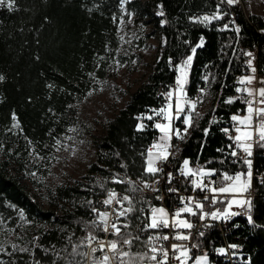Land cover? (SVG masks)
Masks as SVG:
<instances>
[{"label":"trees","instance_id":"1","mask_svg":"<svg viewBox=\"0 0 264 264\" xmlns=\"http://www.w3.org/2000/svg\"><path fill=\"white\" fill-rule=\"evenodd\" d=\"M218 4L220 0H129L122 7L121 0H16V11L0 7V75L5 77L0 82V236L13 235L20 244L8 243L0 249V264H85L89 234L103 236L92 225V208L110 188L123 189L132 198L137 211L127 216L129 227L123 234L140 237L133 239L130 253L145 252L151 230L140 229L148 218L143 213L148 201L141 191L128 190L139 188L135 183L112 184L109 178L150 176L145 173V157L159 130L155 118L137 117L165 106L162 92L174 88L177 66L190 55L186 98L191 100L201 89L205 95L209 87L216 101L202 112L201 98L200 111L191 115L192 126L170 162L179 166L188 159L191 165L216 170L215 178L225 171L245 172L243 160L230 155L223 129L233 128L231 117L240 109L246 112L235 99V84L243 71L242 47H259V69L264 70V33L258 31L263 16L245 15L242 5L224 3L220 4L227 10L223 19L207 25L189 19L211 16ZM158 5H163L165 16L156 14ZM232 10L238 12V27L220 30ZM131 14L138 27L153 24L149 36L160 33L166 43L124 107L91 132L94 160L73 182L46 187L44 205L26 182L47 179L57 156V141L77 124L81 103L109 75L112 60L124 44L121 21ZM201 38L204 44L197 47ZM229 98L235 102L226 103ZM13 112L19 128H13ZM140 123L145 125L143 130L137 128ZM253 156L256 171H264V149L255 146ZM252 187L254 224L241 216L245 220L238 218L228 235L212 228L207 237L209 246L239 237L243 257L235 264H264V182L256 177ZM208 261L231 264L224 257L210 256Z\"/></svg>","mask_w":264,"mask_h":264},{"label":"snow or ice","instance_id":"2","mask_svg":"<svg viewBox=\"0 0 264 264\" xmlns=\"http://www.w3.org/2000/svg\"><path fill=\"white\" fill-rule=\"evenodd\" d=\"M129 0H121V6ZM239 2V0H220V4L227 3L230 6H234ZM220 4L217 5V11L211 16L203 15L200 17H190L189 19L193 23L200 24H210L214 20L223 19V16L227 13L220 12ZM0 7H5L9 11L18 10L16 7V0H0ZM160 11L156 14L158 16H165L163 11V5H158ZM123 22V21H121ZM166 21H161L163 25ZM227 28V25L224 26ZM239 32V28L236 29ZM123 40V37H121ZM166 43V41H164ZM204 44L203 38H201L200 43L197 47H202ZM195 53L196 49H192ZM246 56L252 57L247 61V65L250 68L253 75L241 77L239 83L245 85L243 88H236L237 92H242L246 94L243 103L246 105V114L244 116L233 115L231 120L236 122L234 126V132L236 135H229L234 143L229 145L232 148L230 155L232 157H240L243 154V163L247 166L246 172H238L235 175H230L227 172L221 174V179L224 183H218L216 180L210 178L216 176V170L214 169H205V168H196L193 169L190 164L191 162L188 159L183 161V166L179 169L180 175L185 179L192 178L190 183L192 185V190H199L202 193L211 194L204 195L203 200H198L195 197L189 196L187 198L180 197L182 207L176 209L174 212L170 213L163 207H151L149 217L143 222L144 227L141 228V231H155L161 232L163 229H171L175 234L173 236L165 235H150L146 244L148 245L149 251L144 253H135L132 254L130 251H125L124 247L127 246L129 249L133 244V239L139 240L140 237L136 236L131 237V233L122 234V228L127 229L129 225L127 223L123 225H118V221L121 217L127 219L129 213L137 211L133 205V200L128 195L119 196L114 190L109 191L107 198L102 201L103 205L111 207L113 204L119 205L120 207L112 208V211H100L96 208H92V211L97 214L98 220L93 221L92 225L99 231L104 233H110L114 236H117V240H109L105 243L103 240H99L96 236L89 234L88 244L91 246L92 242L95 241L98 247H92V253H95L97 250L103 253L102 257L97 259L94 264H138L139 262L144 261L145 259L155 262V264H169V249L165 248L162 244L157 247L153 241H168L170 238L176 241H188L191 239V230L194 228L193 222L187 217H198L200 221H204L209 216L213 220H229L231 217L238 216L241 213L230 211L233 205L240 208H247L250 211L251 209V200L250 199H235L236 196L243 193H247L252 185L253 179V161L250 157L253 156V147L254 145L258 146L261 149H264V106H254V105H264V86L259 88H251L248 85H252L256 81L255 72L256 67L253 66V59L255 57L251 52L245 53ZM193 56H188L187 59L177 66V71L179 75L176 77V88L170 90L165 95L167 96L169 103L165 107L160 109L152 110V115L146 117H137L138 120L147 119L153 120L154 117H159L160 120L155 123V128L158 129L161 133V136L158 138V141L154 143L147 152V160L145 173L155 177L158 173H162L163 169L158 167V163L166 162L169 159L171 153L169 149L172 148L171 140L173 136L182 138L180 136V130L173 127V122L175 120L181 119V114H184L183 123L186 126L184 131L187 132V128L192 126V117L186 113L185 105H190V111H196V103L185 99L187 93L185 91V85L188 79V70L191 66ZM171 63V60L169 61ZM5 77L0 75V82H3ZM207 81V76L204 77ZM261 85H264V80L258 81ZM49 87H52L49 85ZM203 92V89H201ZM91 95V93H89ZM175 95V104L171 103ZM257 97L259 99H257ZM238 99V98H237ZM228 104L235 102L233 98H229L225 101ZM197 115H199L197 113ZM13 128H19V121L16 117V114H12ZM166 121V123L164 122ZM145 125L143 123L138 124V130H143ZM223 131L228 134L229 129H223ZM208 134V129H205V135ZM31 143V141H29ZM59 143V141H57ZM239 149V152L237 151ZM221 151V150H218ZM34 175V174H33ZM168 183L171 184L173 180L172 173L167 174ZM115 183H129L134 184L132 181H123L119 179L114 180ZM264 182V178L262 181ZM143 183V188L151 189L152 191H159L158 188L153 187V185L148 184L147 182L141 181ZM155 183H159V180H156ZM215 185V186H213ZM131 192L142 191L143 189L137 188L135 186L128 189ZM170 192H177L178 189L170 188ZM219 195L231 196L232 199L227 201V208L224 211L217 209L215 211H204L205 204L203 201H209L210 204L215 205L217 203H222L219 200ZM161 199V197H157ZM127 202V207H124V203ZM142 211V209H141ZM23 217V213H21ZM114 217V219L112 218ZM248 222L254 224L253 218L251 215L248 216ZM207 227V225H204ZM179 230H187L179 231ZM200 236H203V232H199ZM196 247V245H193ZM230 247L235 248L236 245H230ZM15 248V245H13ZM173 256L171 257L175 261H179V264H187L189 259H192L189 255L190 249L184 244L173 243L170 246ZM22 251H27V249H22ZM220 254L225 253L224 248L217 250ZM111 253V255H109ZM158 256L160 257L158 259ZM127 258V259H126ZM39 264V262H37ZM195 264H208L207 255L198 256L195 258Z\"/></svg>","mask_w":264,"mask_h":264},{"label":"rangeland","instance_id":"3","mask_svg":"<svg viewBox=\"0 0 264 264\" xmlns=\"http://www.w3.org/2000/svg\"><path fill=\"white\" fill-rule=\"evenodd\" d=\"M244 8L245 11L250 14H259L263 16L264 0H246ZM122 21L123 22H121L120 25V35L123 37L124 44L122 43L118 50V55L113 58V63L111 64L112 68L110 69L107 78L103 81H100L99 87L92 91L91 95H88V97L81 103L77 124L71 130H69L64 139L58 143L56 151L57 156L52 165L50 174L48 175L47 179L40 180L43 182H26L34 197L44 205H46V187H52L66 181L73 182L84 173L87 166L94 160L95 149L90 143L91 132L101 129L109 117H111L113 114H116L118 111H120V109H122V107H124L129 97V93L134 91L146 79L152 64L157 59L159 48L161 44L164 43V36L160 33L154 32L149 36V33L153 31V24L146 22L144 23V26L142 25L138 27L137 23L135 22V16L132 14L129 18L125 20L123 19ZM190 68L188 70V77ZM175 88L176 85L172 90ZM165 94L166 93L162 92V95L166 101V106L169 103V100ZM236 94L237 91L235 96ZM215 101L216 100L213 92L208 87L206 89L204 98L201 101L202 112L213 105ZM171 103H173V105L175 104V95ZM239 103L241 107H246L243 101L239 100ZM185 108L187 110V105H185ZM186 113L190 115L189 112ZM244 115L245 114H242L240 116ZM182 117L184 118V114H181V120L183 123ZM155 119L156 122L160 120L159 117H156ZM177 121L181 122L179 120ZM164 122L166 123V121ZM190 128L191 127H188L187 131H189ZM183 133L185 136L186 132L184 131ZM160 136L161 133L159 131V136L154 141V143L158 141ZM190 166L193 169L202 167L191 164ZM246 171L247 167L245 169V172ZM238 172L244 171L238 170L236 172L227 173L230 175H235ZM216 179L218 183H224L221 179V176ZM232 198L233 197L231 196H227V201ZM235 199H247V197L244 194H241L236 196ZM227 201L224 202V209L227 208ZM239 209L240 207L233 205L230 211L238 212ZM238 218L244 219L241 216L231 217L230 221L232 225L235 226L237 223H239V221H237ZM125 230L126 229L122 231V234L125 232ZM112 236L118 238L117 236ZM8 243H13L16 246H20L13 235H10L9 237L0 236L1 250H3V248H5ZM147 247L145 252H147ZM128 249L129 248L127 247L126 250L128 251ZM217 255H219V252H217ZM86 260H88L87 257Z\"/></svg>","mask_w":264,"mask_h":264},{"label":"built area","instance_id":"4","mask_svg":"<svg viewBox=\"0 0 264 264\" xmlns=\"http://www.w3.org/2000/svg\"><path fill=\"white\" fill-rule=\"evenodd\" d=\"M244 4H246V0H239V2L234 5V6H240L242 5V7L244 8ZM228 5V4H227ZM230 6V5H229ZM232 6V7H234ZM217 10V8H216ZM227 10H223L222 5H220V12L221 13H226ZM245 15H248L249 13L247 11H244ZM224 18V16H223ZM225 25H227V27H238L239 23H238V12H236L235 10H232L231 13V17L230 18H226L225 21L222 22V24L219 26L220 30H225L226 28L224 27ZM258 31L261 33H264V15H263V19L261 22V26L258 28ZM262 49L264 50V45L262 46ZM247 52H251L253 54V56L255 57V59H253V66L256 67V72H255V77H256V81L253 82L252 85H248V87H252V88H259L262 87L264 85H261L258 81L260 80H264V70H260L259 69V62H258V54H259V47L255 46L253 48H249V47H242V54H243V58L241 61V65H242V73H241V77L244 76H250L253 75V73L251 72L250 68L247 65V61L249 59H252V57L246 56L245 53ZM237 88H243L245 87V85H241L239 83V81L236 83ZM204 96V92L199 91L194 97L191 98V101L196 103V111L195 112H191L190 111V105H187V110L186 112H189L190 115L196 113L197 111H200V100L201 98H203ZM246 94L242 93V92H237L236 97L240 100L243 101L245 98ZM187 99V98H186ZM257 99H259L257 97ZM189 100V99H188ZM257 107L260 106H264V105H254ZM246 109V107H245ZM244 110L240 109L238 111V113L236 115H239L241 113H243ZM156 118V117H154ZM260 119H264V117H261ZM173 127L174 128H178L180 130V135H184V130L183 128L185 127L184 123H182V121L180 123H178L177 120H175L173 122ZM229 135H236L235 134H226V136L228 137V146L229 145H233L234 147V143L231 139H229ZM178 137L173 136L172 140H171V144H172V148L169 149V152L171 149H176V141H178ZM153 145V144H152ZM256 145H254L253 147V151ZM151 147L148 148V150ZM230 148V147H229ZM232 151V148H231ZM237 151L239 152V149H237ZM175 157H170L168 161L166 162H162V163H158L157 166L161 167L163 169L162 173H158L155 177L153 176H149L146 177L145 179H134L131 178L129 176H117V175H112L109 178V181L112 184H115L114 180L115 179H119V180H123V181H132L134 182L140 189H143L141 192L144 193V199L148 201V203L146 205L143 206V213L146 214L147 217H149L150 215V209L151 207L155 206V207H163L166 210H168L170 213L174 212L176 209L182 207L183 205L181 204L180 201V197H195L198 200H203V196L204 195H209V197L211 198V194L209 193H202L199 190L193 191L192 190V185L190 183V180L192 179L191 177L188 179H185L183 176L180 175L179 169L183 166V164L181 165H176L174 166L173 164H171V160L174 159ZM171 159V160H170ZM235 160H243V154L240 155V157H234ZM250 159H252L253 161V179H252V183L254 181V179L257 177L259 179V181H262V178H264V171L261 172H257L255 165H254V156L250 157ZM146 160H147V156L145 158V165H146ZM234 163V162H233ZM168 173H172L173 175V180L172 183L169 184L168 181V177L167 174ZM212 180H216L217 179L214 177L210 178ZM156 180H159V183H155ZM141 181L147 182L150 185H153V187L155 188H162V195H155V191H152L151 189H147V188H143V183H141ZM122 185H125L127 183H119ZM215 186V185H213ZM170 188H174V189H178L177 192H170L169 189ZM115 191L119 196H123V195H128L129 194L123 190V189H118V188H110L109 190L106 191V193L104 195H102L99 199H98V204L97 206H95L96 209L100 210V211H112V208H119V205L113 204V206L108 207L103 205L102 201L104 199L107 198V194L109 191ZM247 197V199L251 200V209L250 211L247 210V208H240L238 210L239 213H241L238 216H249L252 215V207H253V198L255 196V191L250 188L249 191L247 192V194L245 195ZM157 197H161V199H157ZM219 200L222 201V203H217L215 205H212L209 203V201H203L205 204V209L204 211H215L217 209H220L221 211H224V202L227 201V196L225 195H219ZM127 202L124 203V207H127ZM129 215V214H128ZM238 216H234V217H238ZM114 219V217H112ZM188 219H190L193 224H194V228L191 230V239H189L188 241H176L173 239H169L168 241H153V243L159 247L161 244L169 249V264H179V261H175L173 260L171 257L173 256V253L171 251V244L173 243H177V244H184L186 245L190 251H189V255L190 257H195L198 255H207L208 257H212L213 259H217L220 258L221 256H223L225 259L229 260L231 264H235L237 262H239L242 257H243V253L242 250L240 248V241L238 240L239 237H237V239H234L233 242H231L230 240H227V242L225 243H221V244H216V245H208L207 244V237L210 235L211 233V229L212 228H217L221 235H228L229 233H231L232 228H234V225H232L230 219L229 220H223V219H219V220H213L211 219V217L209 216L208 218H206L204 221H200L198 219V217H187ZM98 217L97 214L93 212V217H92V221H97ZM127 223L128 221L127 219L121 217L120 220L118 221V225H123ZM204 225H207V227H205ZM124 230V228H122V231ZM179 231H185L187 232V230H179ZM103 232V231H101ZM199 232H203L204 235L200 236ZM152 236L155 235H169L170 237L173 236L175 233L171 230V229H163L161 232H155L151 230L150 233ZM94 236H96L99 240H103L105 241V243L109 240H117L119 238H115L113 237L110 233H103V236L99 237L97 234H92ZM193 245H196V247H193ZM230 245H236L237 247L232 248L230 247ZM92 247H98L96 242L93 241L91 246H89V244L87 243V258L88 260H86L85 264H94V262L101 258L103 253L100 252L99 250H97L95 253H92L91 248ZM126 247V246H125ZM124 250L127 251V247ZM220 248H224L225 249V253L224 254H220L217 255V250ZM147 252L149 253V255H151V252L149 251V248L147 247ZM109 255H111V253H109ZM160 257L158 256V259ZM217 262H214V264H216ZM143 264H155V262H151L149 260H147L146 262H144Z\"/></svg>","mask_w":264,"mask_h":264},{"label":"bare ground","instance_id":"5","mask_svg":"<svg viewBox=\"0 0 264 264\" xmlns=\"http://www.w3.org/2000/svg\"><path fill=\"white\" fill-rule=\"evenodd\" d=\"M233 129H234V125H233V128H229V134H234ZM180 136L183 138V135H180ZM182 138H179L178 141H176V149L170 150V153H171L170 156L176 154L178 152V150L182 147ZM251 188L253 189L252 185H251ZM158 189H159V191H155V193H159L160 195H162V188H158ZM243 194L246 195L247 193H243ZM244 217L248 218V216H244Z\"/></svg>","mask_w":264,"mask_h":264},{"label":"crops","instance_id":"6","mask_svg":"<svg viewBox=\"0 0 264 264\" xmlns=\"http://www.w3.org/2000/svg\"><path fill=\"white\" fill-rule=\"evenodd\" d=\"M185 99H186V97H185ZM242 114H246V112L241 113V114H239V115H242ZM235 123H236V122H234V126H235ZM234 134H235V132H234ZM195 258H196V257H194V258H192V259H189V260L187 261V264H195ZM208 264H209V261H208Z\"/></svg>","mask_w":264,"mask_h":264}]
</instances>
